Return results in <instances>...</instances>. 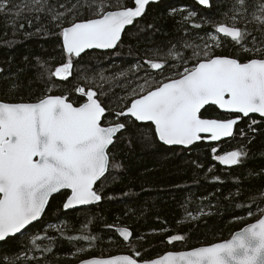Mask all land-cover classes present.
<instances>
[{
    "label": "snow or ice",
    "instance_id": "1",
    "mask_svg": "<svg viewBox=\"0 0 264 264\" xmlns=\"http://www.w3.org/2000/svg\"><path fill=\"white\" fill-rule=\"evenodd\" d=\"M159 2L0 0V16L9 18V26L23 30L25 24L17 25V20L26 19L29 28L36 20L39 26L26 36H57L64 58L54 70L46 67L47 61L36 58L38 72L32 79L42 82L44 92L35 100L0 98V242L7 244L18 234L26 238L29 231H44L43 235L32 236L34 247L23 246L16 253L0 254V264H32L37 254L42 257L52 250L37 243L53 242V238L37 228L35 222L43 223L42 217L48 215L53 194L65 197L64 212L79 206L98 207L103 200L114 198L106 196L103 189L112 176L110 170L121 168L114 163L113 153L126 134L147 139L150 132L163 146L188 149L197 142L234 137L235 126L247 118L252 133L249 143L255 138L264 121V46L257 45L256 37L249 41L250 46L245 41L252 36L249 23L264 37V0L259 3L233 0L238 11L223 22L201 17L189 6L170 8L171 16L180 17L178 24L185 33L189 27L201 29L205 24L212 32L197 34L199 43L177 41L174 51H163L155 59L144 60L143 67L137 61L136 75L121 84L123 95L114 92L111 84L106 87L111 78L103 75L99 85L92 80L83 85L73 84L67 94H51L55 80L89 81L85 74L88 69L79 71L74 65L83 63L90 50L104 53L118 50L124 43L126 27L135 26L137 32L158 31L154 23L142 22L141 18H146L151 4ZM196 3L204 9L213 7V0H196ZM249 9H254L250 16ZM44 19L55 26V31L43 23ZM240 20L245 23L241 24ZM221 34L251 55L242 60L238 55L218 54ZM169 47L172 46L166 45L165 49ZM141 71L143 75H139ZM30 88V84L18 80L10 84V90L22 89L27 93ZM210 105L233 118H204L206 106ZM253 114L260 120L254 119ZM238 134L247 136L244 129H239ZM219 151L218 147L211 148L214 160L230 167L242 165L249 155L246 150L223 154ZM256 211L259 215L254 222L221 243L189 251H166L157 258L130 250L124 255L83 258L79 264H264V207L257 205ZM246 215L253 216L255 212L249 208ZM57 231L61 239L89 244L97 240L94 235L65 236L63 229ZM116 232L125 242L143 239L134 236V230L127 227ZM184 239L183 235H169L165 243L172 245ZM83 251L86 249L77 250Z\"/></svg>",
    "mask_w": 264,
    "mask_h": 264
},
{
    "label": "trees",
    "instance_id": "2",
    "mask_svg": "<svg viewBox=\"0 0 264 264\" xmlns=\"http://www.w3.org/2000/svg\"><path fill=\"white\" fill-rule=\"evenodd\" d=\"M180 6H189L198 11L201 17L206 16L214 22H223L238 11L233 0H213L210 10L201 8L194 0H163L151 5L146 18L141 19L142 22L154 23L158 31L137 32L135 26L127 28L122 38L124 43L118 50L107 53L92 51L83 63L74 65L79 71L88 69L85 74L89 81L78 78L59 81L52 78L56 86L52 88L51 94H67L76 83L83 85L94 80L99 85L103 75L111 78L105 86L111 84L114 92L123 95L121 84L128 83L136 75L134 66L137 61L143 67L144 60L155 59L163 51H174L177 41L199 43L197 34L212 32L213 29L205 24L201 29L189 27L185 33L178 24L180 17L169 14L170 8ZM253 10L249 9V16ZM239 22L245 23L243 20ZM16 23H24V29L14 30L9 26V18L0 16V68L4 70L0 72V98L35 100L44 92L42 82L32 79L33 74L38 72L36 58L47 61L46 67L52 70L64 58L57 36H26V33L35 32L39 22L33 20L31 28L27 26L26 19L17 20ZM43 23L55 31V26L47 19ZM247 26L252 36L248 37L245 44L250 46L249 41L256 37L257 45L264 46V37L257 27L251 23ZM219 38L221 47L217 49L218 54L238 55L242 60L251 55L230 39ZM166 45L172 47L165 49ZM157 48L162 51L157 52ZM119 73L124 75L120 76ZM139 75H143V71ZM17 80L30 84V90L27 93L22 89L10 90V84ZM204 118L233 117L221 113L215 106H209ZM253 118L260 120L258 116ZM248 123L247 118L240 120L234 130L236 134L229 140L217 144L201 141L188 149L163 146L150 132L147 139L126 134L117 143L113 153L116 157L114 163L120 164L121 168L110 170L112 176L103 189L106 196L114 198L103 200L98 207L64 212L62 203L65 197L61 194L53 197L49 202L48 215L42 218L43 223H36L37 228L44 229L53 238V242L45 240L37 243L52 250L42 257L37 254L38 258L32 264H76L83 258L129 254L130 250H140L142 255L157 258L166 251H188L229 239L245 225L255 221L259 215L257 205L264 207V121L251 143L248 138L252 133L248 130ZM239 129H244L247 136L241 137ZM212 147H218L219 154L230 150H246L249 155L242 165L226 168L214 160ZM249 208L255 215H246ZM120 226L134 230V236L143 239L134 238L130 244H126L115 232ZM58 228L63 229L65 236L94 235L97 240L89 244L86 241L61 239ZM37 234L43 235L44 231H29L26 238L18 235L7 244L0 243V254L5 251L16 253L23 246L34 247L31 238ZM169 235H183L185 239L168 245L165 241ZM79 248L86 251L77 252ZM80 253L79 260L69 261V257ZM31 256L29 252V259Z\"/></svg>",
    "mask_w": 264,
    "mask_h": 264
},
{
    "label": "water",
    "instance_id": "3",
    "mask_svg": "<svg viewBox=\"0 0 264 264\" xmlns=\"http://www.w3.org/2000/svg\"><path fill=\"white\" fill-rule=\"evenodd\" d=\"M163 0H160V2H162ZM195 1V3H196V0H194ZM159 2V3H160ZM158 3V4H159ZM151 5H156V4H151ZM150 5V6H151ZM149 6V7H150ZM129 27H131V26H128V27H126V29L127 28H129ZM126 31V30H125ZM220 36H222L223 37V35L221 34ZM122 38H123V36H122ZM92 51H97V52H103V50H90V52H92ZM112 51H115V50H108V52H112ZM210 106H214V105H210ZM206 107H209V106H206ZM215 107H217V106H215ZM218 108V107H217ZM218 110L221 112V113H223V114H227L224 110H220L219 108H218ZM227 115H229V114H227ZM253 116H258L257 114H253ZM259 117V116H258ZM236 127V126H235ZM234 130H235V128H234ZM232 138V137H231ZM231 138H222V140L221 141H217V142H207V143H210V144H217V143H219V142H222V141H225V140H229V139H231ZM199 142H197V144H198ZM196 145V144H195ZM192 146H194V145H192ZM192 146H190V147H192ZM169 147H182V146H169ZM183 148V147H182ZM222 166H224V167H226V168H232V167H230V166H225V165H222ZM98 183H99V181H98ZM63 191V190H62ZM58 194H60V193H56V194H53V196L50 198V200L53 198V197H55V196H57ZM50 202V201H49ZM89 207H92V206H79L78 208H76V209H73V210H68V211H74V210H79V209H84V208H89ZM43 218V217H42ZM35 223H38V222H35ZM252 223V222H251ZM248 225V224H247ZM247 225H245L244 227H246ZM122 227H124V226H120V227H117L116 229H118V228H122ZM243 227V228H244ZM242 228V229H243ZM116 229H115V232H116ZM242 229H240L239 231H241ZM130 230V229H129ZM238 232V231H237ZM117 233V232H116ZM236 233V232H235ZM234 233V234H235ZM233 234V235H234ZM19 235V234H18ZM17 235V236H18ZM117 235H118V233H117ZM232 235V236H233ZM231 236V237H232ZM231 237L229 238V239H231ZM122 239V238H121ZM228 240V239H227ZM225 241V240H224ZM224 241H221V242H224ZM125 242V241H124ZM221 242H217V243H221ZM0 243H2V242H0ZM126 244H130L129 242H125ZM209 246V245H208ZM201 247V246H200ZM189 251V250H188ZM121 255H124V254H121ZM76 264H79V262H77Z\"/></svg>",
    "mask_w": 264,
    "mask_h": 264
},
{
    "label": "rangeland",
    "instance_id": "4",
    "mask_svg": "<svg viewBox=\"0 0 264 264\" xmlns=\"http://www.w3.org/2000/svg\"><path fill=\"white\" fill-rule=\"evenodd\" d=\"M246 220H248V218H247ZM81 254H82V253L77 254V255H74V256H72V257H69V261H77V260H79Z\"/></svg>",
    "mask_w": 264,
    "mask_h": 264
}]
</instances>
